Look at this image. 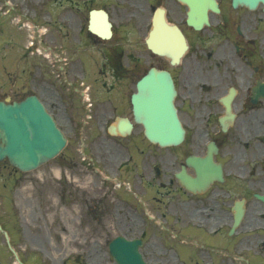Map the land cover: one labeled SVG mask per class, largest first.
Returning <instances> with one entry per match:
<instances>
[{"label": "flooded vegetation", "instance_id": "1", "mask_svg": "<svg viewBox=\"0 0 264 264\" xmlns=\"http://www.w3.org/2000/svg\"><path fill=\"white\" fill-rule=\"evenodd\" d=\"M50 1L52 29L21 55V100L35 94L66 139L42 168L55 209L139 239L145 264H264V0H215L201 28L186 4L201 0ZM142 1L145 20L120 13ZM93 7L109 39L89 30ZM157 7L185 37L177 62L138 45ZM151 67L172 78L177 145L149 141L134 119L131 93Z\"/></svg>", "mask_w": 264, "mask_h": 264}, {"label": "rangeland", "instance_id": "2", "mask_svg": "<svg viewBox=\"0 0 264 264\" xmlns=\"http://www.w3.org/2000/svg\"><path fill=\"white\" fill-rule=\"evenodd\" d=\"M36 1L0 0V96H15L21 87V46L25 45L29 32L19 27L24 21L21 13L29 17L27 10L34 8L38 24L46 19L41 17L40 4ZM45 5L47 7L49 1ZM142 7L143 4L121 6L120 13L127 15L132 8L145 20L147 13ZM8 9L10 12L4 13ZM44 29L41 25L38 31ZM136 39L143 48V36ZM125 40L123 45L129 46L132 39ZM16 98H21L20 90ZM53 205L49 178L44 175L40 179L39 170L14 171L6 160L0 161V221L24 263L115 264L107 253L106 244L94 242L101 241L99 237L106 239L103 230L92 225L77 229V223L70 219L77 214L57 211ZM6 244L0 232V264H18Z\"/></svg>", "mask_w": 264, "mask_h": 264}, {"label": "water", "instance_id": "3", "mask_svg": "<svg viewBox=\"0 0 264 264\" xmlns=\"http://www.w3.org/2000/svg\"><path fill=\"white\" fill-rule=\"evenodd\" d=\"M200 5L190 4L189 22L200 26L206 20L207 9L215 8L208 0H201ZM255 1L249 2L253 7ZM98 12V11H97ZM95 13V12H93ZM91 29L106 36L108 25L104 16L93 17ZM102 23V28L98 23ZM154 38L149 46L157 53L164 54L171 51L174 60L181 55L184 47L180 35L169 28L161 19L154 29ZM138 91L132 96L135 119L141 122L147 138L161 145L176 144L183 136V129L176 116L173 105L175 91L167 73L150 70L137 83ZM39 104L33 99L25 103L5 104L0 102V160L7 157L9 162L21 170L36 167L45 159L51 157L63 144L61 136L40 117ZM49 124V126H48ZM57 133V134H56ZM113 242L111 252L119 264H140L135 253H129V243ZM119 246V248H118ZM120 249V252H119ZM136 258V259H135Z\"/></svg>", "mask_w": 264, "mask_h": 264}]
</instances>
